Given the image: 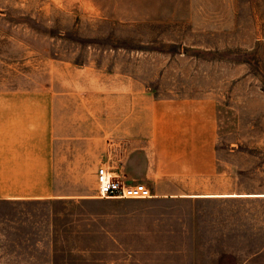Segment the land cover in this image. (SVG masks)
Segmentation results:
<instances>
[{"label":"rangeland","instance_id":"rangeland-1","mask_svg":"<svg viewBox=\"0 0 264 264\" xmlns=\"http://www.w3.org/2000/svg\"><path fill=\"white\" fill-rule=\"evenodd\" d=\"M119 73L157 95H213L218 155L240 189L242 152L259 142L264 156V0H0V88L57 81L71 93ZM98 204L0 201V264H264V218L263 235L242 243L239 198L109 199L97 217ZM190 205L233 206L228 244L192 246L160 226V207L175 221Z\"/></svg>","mask_w":264,"mask_h":264},{"label":"crops","instance_id":"crops-1","mask_svg":"<svg viewBox=\"0 0 264 264\" xmlns=\"http://www.w3.org/2000/svg\"><path fill=\"white\" fill-rule=\"evenodd\" d=\"M117 78L106 86L97 76L96 84L71 93L57 81L0 88V201L98 202L99 217L104 213L100 205L109 198L98 197L97 171L106 165L121 179L149 185L150 198L159 201L239 198L241 242L262 236L264 156L259 142L251 156L242 152L236 190L231 163L218 155L220 124L213 95H157L146 79L141 82L131 73ZM232 207L185 206L174 221L173 211L162 206L160 226L182 230L192 246L226 245L233 237ZM208 229L215 230V240L205 239Z\"/></svg>","mask_w":264,"mask_h":264},{"label":"built area","instance_id":"built-area-1","mask_svg":"<svg viewBox=\"0 0 264 264\" xmlns=\"http://www.w3.org/2000/svg\"><path fill=\"white\" fill-rule=\"evenodd\" d=\"M98 197L109 199H146L153 196L144 182H130L111 173L106 165L97 171Z\"/></svg>","mask_w":264,"mask_h":264}]
</instances>
